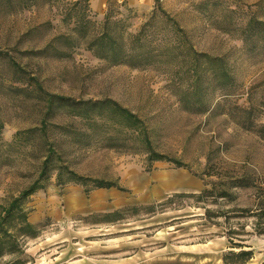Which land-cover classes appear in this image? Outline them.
<instances>
[{
    "label": "rangeland",
    "instance_id": "rangeland-1",
    "mask_svg": "<svg viewBox=\"0 0 264 264\" xmlns=\"http://www.w3.org/2000/svg\"><path fill=\"white\" fill-rule=\"evenodd\" d=\"M201 1L161 0L185 34L173 35L158 20L151 28L157 46L177 48L141 68L109 66L89 49L108 6L102 13L88 7L92 23L83 38L76 19L65 21L73 0H34L23 10L15 1L13 8L0 2V207L38 177L49 148L59 153L57 163L123 187L86 194L81 184L57 185L54 175L27 203L39 228L37 237L23 239L33 260L27 264H225V255L229 263L239 261L230 254L241 248L231 247L224 218L213 224L203 203L181 194L199 193L219 175L264 173V51L249 50L241 39L247 7L255 10L261 0L193 6ZM111 4L113 16H128L129 34L155 7L154 0ZM51 96L111 101L138 120L108 108L88 116L98 125L66 107L47 113ZM44 119V133L6 149L19 131L40 129ZM106 136L115 138L114 146L107 147ZM145 136L154 151L187 166L150 163ZM232 192L237 198L224 209L252 205L253 188ZM240 223L252 231V219L231 226ZM244 239V249L255 248L243 264H264V236ZM13 259L8 254L0 264Z\"/></svg>",
    "mask_w": 264,
    "mask_h": 264
},
{
    "label": "trees",
    "instance_id": "trees-1",
    "mask_svg": "<svg viewBox=\"0 0 264 264\" xmlns=\"http://www.w3.org/2000/svg\"><path fill=\"white\" fill-rule=\"evenodd\" d=\"M21 10L26 9L33 3L34 0H0L6 7L13 8L14 2ZM112 0L108 1V11L105 16V21L102 25L101 32L89 44V49L93 52L94 56L107 62L109 66L127 65L131 68H141L152 65L157 57L176 49L177 46H166L160 48L157 46L152 26L161 19H164L171 27L173 35L185 34L181 29L179 23L164 10L161 0H154L155 7L150 14L149 20L141 27L136 34H129L127 27V17L117 18L112 13ZM217 0H203L193 6L200 8L204 5ZM219 1V0H218ZM263 0L259 1L252 6H248L247 20L241 27V39L244 45L249 50L264 51V6ZM72 9L67 14L66 22L73 19L77 20L78 31L83 38L86 37L85 31L92 21L89 18L88 7L89 0H77L71 4ZM84 5V6H83ZM88 5V6H87ZM84 7L83 11L79 8ZM131 13V9L125 7ZM78 11V12H76ZM72 12L77 13L72 15ZM230 14H235V10H229ZM58 39V38H57ZM2 56V54H0ZM48 111L50 113L52 107L59 108L66 107L71 110L77 111L76 117L79 119L87 120L97 124L95 120H91L88 116L101 111L103 109H113L120 113L122 117H127L130 121H137L138 119L131 114L128 110L119 107L116 103L111 101H98V102H75L71 99L60 98L51 96L47 102ZM46 119V118H45ZM43 120L41 128L31 129L26 131H19L12 143L6 145V149L14 148L17 145H22L23 141H30L32 134L37 131L45 132L48 128L47 120ZM98 125V124H97ZM264 132V127L261 129ZM141 138V137H140ZM107 147H112L115 144V138L106 136L103 138ZM148 160L150 163L159 160H167L174 163L177 167H186L187 165L179 159L169 158L164 154L158 153L151 148V142L148 136L143 138ZM59 153L49 148L43 156L38 177L30 183L27 187L22 189L6 206L0 207V258L8 254L15 255V259L9 261L7 264H27L32 262V258L26 252V243L23 240L25 237H37L39 235V228L29 220L31 208L27 203L29 198L41 189H45L51 184L52 177L56 176V183L59 186L67 184H81L85 187L86 194H89L95 188H109L117 187L122 189L116 181L92 178L83 176L75 172L68 165L64 163H57ZM208 175H218L214 171H208ZM253 188L254 198L251 206L248 207H228L224 209V205L234 202L237 198L233 189ZM182 196L194 198L198 203H203L205 208L206 218L213 224L220 225L219 219L224 218L225 223L229 224V229L226 236L231 243L232 248H241L240 251H230L239 261L234 264H243L253 257V250L244 249V242L246 235L256 234L264 236V173L259 175L243 174L241 176H218V180L210 181L207 186L199 193L181 194ZM180 196V195H179ZM209 205L217 206L216 208L209 207ZM153 208V207H150ZM154 210V209H152ZM117 211L115 214H118ZM252 219V231L246 230V225L241 224L237 229H234L231 224L233 220ZM24 256V258H21ZM225 264H230L224 257Z\"/></svg>",
    "mask_w": 264,
    "mask_h": 264
},
{
    "label": "crops",
    "instance_id": "crops-1",
    "mask_svg": "<svg viewBox=\"0 0 264 264\" xmlns=\"http://www.w3.org/2000/svg\"><path fill=\"white\" fill-rule=\"evenodd\" d=\"M73 1H77V0H73ZM108 1L109 0H89V7L95 13L96 12L102 13L107 8ZM254 248H255V245H252L251 247H249V249L251 250H254ZM230 264H234V263H230Z\"/></svg>",
    "mask_w": 264,
    "mask_h": 264
}]
</instances>
